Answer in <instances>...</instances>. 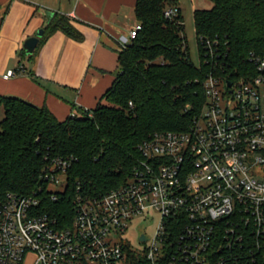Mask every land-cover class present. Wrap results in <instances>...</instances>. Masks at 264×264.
Returning a JSON list of instances; mask_svg holds the SVG:
<instances>
[{
	"label": "built area",
	"instance_id": "2783aa9c",
	"mask_svg": "<svg viewBox=\"0 0 264 264\" xmlns=\"http://www.w3.org/2000/svg\"><path fill=\"white\" fill-rule=\"evenodd\" d=\"M205 50V63L221 57L209 40ZM249 61L255 75L246 78L208 74L199 117L188 131L142 141L124 186L98 195L78 188L71 226L59 229L40 215L34 196L8 194L0 201V264H24L28 255L33 264H255L264 257V56ZM72 161L55 158L45 170L54 200L50 185L64 179L67 186ZM136 220L156 221L138 247L124 239Z\"/></svg>",
	"mask_w": 264,
	"mask_h": 264
},
{
	"label": "trees",
	"instance_id": "16d2710c",
	"mask_svg": "<svg viewBox=\"0 0 264 264\" xmlns=\"http://www.w3.org/2000/svg\"><path fill=\"white\" fill-rule=\"evenodd\" d=\"M210 1L211 10L194 11L198 66L190 57L179 0H137L135 15L142 29L119 53L120 71L95 108H80L59 121L47 107L0 95V201L8 194L34 196L40 215L67 228L78 188L98 195L124 186L141 159L142 141L190 129L206 102L203 80L208 74L232 81L255 75L249 58L264 56V0ZM174 8L178 13L167 17ZM59 31L84 39L70 17L56 13L39 46ZM207 40L221 55L213 64L205 63ZM36 54L22 51L21 57L33 60ZM55 158L73 159L67 186L56 200L44 177ZM255 264H264V257Z\"/></svg>",
	"mask_w": 264,
	"mask_h": 264
},
{
	"label": "crops",
	"instance_id": "0c3cea01",
	"mask_svg": "<svg viewBox=\"0 0 264 264\" xmlns=\"http://www.w3.org/2000/svg\"><path fill=\"white\" fill-rule=\"evenodd\" d=\"M137 0H0V95L47 107L64 121L78 109L95 108L114 83L123 39L139 22ZM45 8L72 19L83 35L76 41L59 31L22 58L25 42L44 27ZM26 53V52H25ZM24 67L15 77L4 76Z\"/></svg>",
	"mask_w": 264,
	"mask_h": 264
},
{
	"label": "rangeland",
	"instance_id": "374dc122",
	"mask_svg": "<svg viewBox=\"0 0 264 264\" xmlns=\"http://www.w3.org/2000/svg\"><path fill=\"white\" fill-rule=\"evenodd\" d=\"M179 6L184 19V36L187 39L189 53L192 62L195 65L200 64V55L198 50L197 36L194 26V11L195 10H211L213 3L210 0H179ZM103 104L108 105L104 100ZM4 118L3 109L0 110V121ZM66 188L65 180L62 185H50V190L54 193H62ZM156 221L136 220L132 226L126 231L124 239L131 242L134 246H141L139 238L141 234H148L152 236L155 231ZM34 256L28 255L24 264H33Z\"/></svg>",
	"mask_w": 264,
	"mask_h": 264
},
{
	"label": "water",
	"instance_id": "95a60500",
	"mask_svg": "<svg viewBox=\"0 0 264 264\" xmlns=\"http://www.w3.org/2000/svg\"><path fill=\"white\" fill-rule=\"evenodd\" d=\"M40 13L45 17V24L42 29H40L35 37L29 38L25 44H24V50L26 52L27 56H31L34 54L36 48L39 45L40 38L44 35L45 29L50 24L52 19L54 18L56 12L51 11L49 9L42 8L40 9ZM232 83L229 82V86H231ZM141 240H146V237H142Z\"/></svg>",
	"mask_w": 264,
	"mask_h": 264
}]
</instances>
